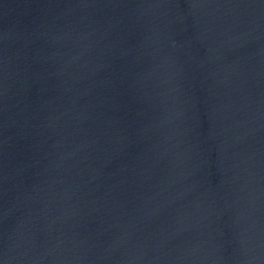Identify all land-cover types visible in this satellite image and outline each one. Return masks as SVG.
Wrapping results in <instances>:
<instances>
[{
  "label": "water",
  "instance_id": "1",
  "mask_svg": "<svg viewBox=\"0 0 264 264\" xmlns=\"http://www.w3.org/2000/svg\"><path fill=\"white\" fill-rule=\"evenodd\" d=\"M0 264H264V0H0Z\"/></svg>",
  "mask_w": 264,
  "mask_h": 264
}]
</instances>
